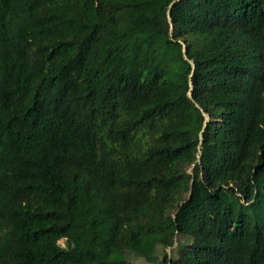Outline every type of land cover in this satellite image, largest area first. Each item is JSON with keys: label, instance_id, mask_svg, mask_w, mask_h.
<instances>
[{"label": "trees", "instance_id": "trees-1", "mask_svg": "<svg viewBox=\"0 0 264 264\" xmlns=\"http://www.w3.org/2000/svg\"><path fill=\"white\" fill-rule=\"evenodd\" d=\"M0 264H264V0H0Z\"/></svg>", "mask_w": 264, "mask_h": 264}, {"label": "water", "instance_id": "water-1", "mask_svg": "<svg viewBox=\"0 0 264 264\" xmlns=\"http://www.w3.org/2000/svg\"><path fill=\"white\" fill-rule=\"evenodd\" d=\"M172 6H173V4L170 5L169 16H171V8H172ZM172 28H173V26H172ZM184 57H185V59H189V58H188V54H187V49H186V46H185V45H184ZM190 61H191V63L194 65L193 61H192V60H190ZM191 85H193V84H191ZM189 96L194 100V98H193V94H192V91L189 93ZM198 106H199V105H198ZM203 113H204L205 118H206V122H205V124H204V129H203V131H204V130L206 129L208 123L210 122L211 118H210V115H209L208 113H206L204 110H203ZM203 131H202V133H203ZM202 142H203V135H202V141H201V144H202ZM201 155H202V146L200 145V149H199V153H198V162L201 161ZM193 166H194V165H193ZM192 172H193V171H191V173H192Z\"/></svg>", "mask_w": 264, "mask_h": 264}, {"label": "rangeland", "instance_id": "rangeland-1", "mask_svg": "<svg viewBox=\"0 0 264 264\" xmlns=\"http://www.w3.org/2000/svg\"><path fill=\"white\" fill-rule=\"evenodd\" d=\"M190 172L192 171V168L189 170ZM65 240L64 239H62L60 242L63 244V245H65V242H64ZM167 251H168V253H169V255H172V253H173V248H167Z\"/></svg>", "mask_w": 264, "mask_h": 264}]
</instances>
